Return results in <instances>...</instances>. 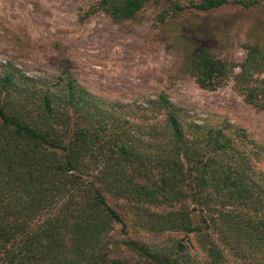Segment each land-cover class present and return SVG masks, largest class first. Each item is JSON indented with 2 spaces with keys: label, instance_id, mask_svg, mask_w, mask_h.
Segmentation results:
<instances>
[{
  "label": "trees",
  "instance_id": "obj_1",
  "mask_svg": "<svg viewBox=\"0 0 264 264\" xmlns=\"http://www.w3.org/2000/svg\"><path fill=\"white\" fill-rule=\"evenodd\" d=\"M146 1L95 0L80 18L130 20ZM168 2L159 22L264 0ZM244 48L236 63L202 47L185 71L209 90L231 80L264 117V44ZM231 118L163 91L106 100L67 68L0 62V264H264V135ZM132 229L176 236L147 243Z\"/></svg>",
  "mask_w": 264,
  "mask_h": 264
},
{
  "label": "rangeland",
  "instance_id": "obj_2",
  "mask_svg": "<svg viewBox=\"0 0 264 264\" xmlns=\"http://www.w3.org/2000/svg\"><path fill=\"white\" fill-rule=\"evenodd\" d=\"M94 1L0 0V62L30 75L54 76L67 68L92 93L122 103H138L163 91L201 118L225 112L232 121H245L262 139L263 115L243 101L231 80L214 90L201 88L185 67L202 47L240 63L245 43L264 44V2L250 8L187 9L159 22L168 0H147L130 20L114 21L102 13L81 19ZM117 229L119 225L115 233ZM127 234L147 243L176 236L133 229ZM126 252L120 251L130 256ZM226 264L239 263L229 257Z\"/></svg>",
  "mask_w": 264,
  "mask_h": 264
}]
</instances>
